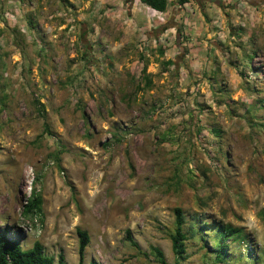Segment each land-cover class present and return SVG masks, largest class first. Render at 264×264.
Instances as JSON below:
<instances>
[{
    "label": "rangeland",
    "instance_id": "obj_1",
    "mask_svg": "<svg viewBox=\"0 0 264 264\" xmlns=\"http://www.w3.org/2000/svg\"><path fill=\"white\" fill-rule=\"evenodd\" d=\"M31 6L24 0L15 23L0 6V232L66 264H78V229L89 236L84 264H159L153 247L169 264H264V9L222 13L229 53L219 43L237 73L205 76L193 97L173 89L158 40H88L86 26L94 35L110 19L78 21L72 10V39L52 40ZM33 189L41 212L24 215ZM175 207L187 222L240 228L244 240L220 263L207 230L176 261Z\"/></svg>",
    "mask_w": 264,
    "mask_h": 264
},
{
    "label": "crops",
    "instance_id": "obj_2",
    "mask_svg": "<svg viewBox=\"0 0 264 264\" xmlns=\"http://www.w3.org/2000/svg\"><path fill=\"white\" fill-rule=\"evenodd\" d=\"M67 1L64 0L66 9H62L60 0H32L30 9L36 21L43 30L48 31L43 35L52 40L72 39L69 36V29L73 27L71 24L73 16L70 14L72 10L76 12L78 21L83 19L87 12H92L100 18L105 15L110 19V27L102 23L103 18L97 21L94 24V35H91V30L86 26L88 40H121L122 44H137L143 41L155 43L159 36H166L172 41V45L164 48L160 60L171 62L167 67L173 68L174 79L179 82L178 85L176 82L173 84V89L177 90L178 94L188 91L193 97L194 89L198 88L205 76L213 78L219 71H228L231 75L233 72L237 73L238 66L235 63L237 59L226 55L222 44L219 43L224 41L223 48L229 53L227 43H230V40L224 38L225 19L222 13L234 3H238L241 10L251 8L255 12H263L264 9V0H167L164 11L166 22L157 25L148 17L145 5L137 0ZM2 4L15 12L9 14L14 20L13 23L20 13L28 11L27 8H23L24 0H0V6ZM58 15L64 18V23L61 21L44 23L46 17L50 19ZM13 20L9 19L8 25L13 27L14 24L10 22ZM82 23L80 25L85 26ZM3 25L0 21V27ZM56 29L62 30L61 38L58 37L60 32Z\"/></svg>",
    "mask_w": 264,
    "mask_h": 264
},
{
    "label": "trees",
    "instance_id": "obj_3",
    "mask_svg": "<svg viewBox=\"0 0 264 264\" xmlns=\"http://www.w3.org/2000/svg\"><path fill=\"white\" fill-rule=\"evenodd\" d=\"M143 4L159 10L165 11L167 7V0H140ZM185 1V0H184ZM161 55L164 54L163 50H159ZM164 66L171 64L169 60L163 61ZM239 75L241 71L238 70ZM152 82L148 76L145 79L144 86L151 87ZM49 130L46 122L43 124V132ZM42 196L35 189H33L29 195L25 198L22 207V213L24 215L37 214L41 212ZM174 213V229L169 235L171 240L172 252L175 255L176 261L186 258V242L188 239L194 238L197 235L203 237L207 234V230L213 229V235L211 239L212 251L215 254V259L224 263L226 257L230 254V243L244 240L243 232L240 228H235L230 224L222 222H216L207 224V222L201 220L199 217H195L192 221L187 222V219L180 207H175ZM209 227V229H205ZM78 264H84V251L89 243V236L85 230L78 229ZM126 238L136 246V243L131 240L129 230H126ZM152 251L156 254L159 264H169L166 262L161 250L156 247L152 248ZM252 247L249 245L246 251L247 255L252 256ZM0 264H66L62 253L58 255V259L55 262L53 256L44 252V248L39 241H35L30 248L24 249L21 247L18 240L9 234L8 229H4L0 232ZM88 264H97L95 261H91Z\"/></svg>",
    "mask_w": 264,
    "mask_h": 264
},
{
    "label": "built area",
    "instance_id": "obj_4",
    "mask_svg": "<svg viewBox=\"0 0 264 264\" xmlns=\"http://www.w3.org/2000/svg\"><path fill=\"white\" fill-rule=\"evenodd\" d=\"M137 2H141L137 0ZM145 5V4H144ZM147 10V15L152 22H155L157 25H162L166 22V13L164 11H159L145 5ZM159 43L163 44V47L172 45V41H169L166 36H159Z\"/></svg>",
    "mask_w": 264,
    "mask_h": 264
}]
</instances>
